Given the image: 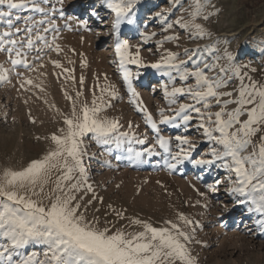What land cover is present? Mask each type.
I'll return each instance as SVG.
<instances>
[{
  "label": "snow or ice",
  "instance_id": "1",
  "mask_svg": "<svg viewBox=\"0 0 264 264\" xmlns=\"http://www.w3.org/2000/svg\"><path fill=\"white\" fill-rule=\"evenodd\" d=\"M139 3L140 0H102V6L114 14L111 24L116 38L114 63L118 64L123 83L131 94L130 103L156 133L148 154H153L157 146L162 149L166 154L164 163L170 171L185 161L223 169L227 173L226 181L209 185V191L218 192L219 184L226 182L225 191L235 198V203L247 205L249 213L259 214L255 226L259 234L264 235V83L248 75L245 69L249 66L237 63L227 50L216 62L201 64L197 61L192 68L187 67L188 62L181 60L176 52L165 50V54L150 65L161 76L168 77V83L161 86L168 106L159 110L157 121L143 106L140 93L134 87L133 81L139 78L140 72L129 67L149 65L144 63L139 45L134 47L121 38V26L135 22ZM63 4L64 0H0V53H6L11 64V68L0 64V82H10V72L23 76L18 68L35 71L36 65L29 62V57L39 61L42 53L62 51L58 43L62 27L72 31L70 21L75 19L65 14ZM173 5L183 8L182 0H173ZM209 7L211 0H190L189 7L184 8L186 15L167 23L164 31L178 25L194 38L209 36L205 25L198 22L210 19ZM57 16L65 21L63 26L54 18ZM155 18L167 22L169 17L156 12ZM76 27L90 31L85 20L78 21ZM156 35V32L140 33L145 43ZM177 40L179 36L171 35L157 43L163 48L165 41ZM188 52L185 49V53ZM188 59L191 61L192 57L189 55ZM221 59L224 63L219 62ZM52 63L57 68L63 67L59 61ZM177 80L183 82L181 86H176ZM83 82L81 77L80 83ZM26 83L33 81L26 79ZM83 95L77 91L73 97L65 92V97L72 101L71 115L64 116L66 128L59 129L60 134L51 135L54 148L31 160L21 170H0V241H3L0 242V264H198L188 247L195 229L185 230L195 222L183 213L177 217L183 226L166 220L164 226L157 227L138 217H126L122 211L112 208L119 219L129 221L112 231L98 227L96 218L89 220L86 210L81 212L77 194L93 191L84 167L83 137L91 133L98 142L113 140L117 147L133 141L146 143V139L138 138L131 131L133 125L129 124V132H120L118 119L101 117L111 106L105 96L119 95L115 86L102 87L99 96L93 91L91 105L82 101L78 111L77 101ZM181 98L185 102H181ZM160 125L183 127L185 132L194 127L211 145L205 154L207 158H193L197 143L189 135L165 136L161 134ZM127 152L130 161L138 162L143 157V152L132 147H128ZM30 244L46 246L43 259L35 253L22 254L21 250Z\"/></svg>",
  "mask_w": 264,
  "mask_h": 264
},
{
  "label": "rangeland",
  "instance_id": "2",
  "mask_svg": "<svg viewBox=\"0 0 264 264\" xmlns=\"http://www.w3.org/2000/svg\"><path fill=\"white\" fill-rule=\"evenodd\" d=\"M182 3L183 8L173 5V0H140L135 9V22L121 26V38L127 39L134 47L139 45L140 55L149 65L129 67L140 72L139 78L133 81L134 87L140 93L143 106L157 121L159 110L168 106L161 88L168 83V77L161 76L150 65L157 62L165 50L176 52L181 60L188 62L189 68L197 61L201 64L216 62L227 50L237 63L249 66L245 69L248 75L264 83V0H211L210 19L198 21L210 33L203 38H194L178 25L164 31L167 23L186 15L184 8L189 7L190 0H182ZM63 8L67 16L75 19L70 21L72 31L62 27L58 39L62 51L42 53L39 61L29 57V62L36 65L35 71L18 68L23 76L10 72V82H0V170H21L31 160L42 157L48 149L55 147L50 137L66 128L64 116L71 115L72 101L65 97V92L73 97L77 91L84 94L77 101L79 111L82 101L91 105L93 91L99 96L102 87L115 86L119 95L105 96L111 106L101 113V117L118 119L120 132H129V124L133 125L131 131L138 138L146 139V143L133 141L117 147L113 140L98 142L91 133L83 137L84 167L93 191L77 194V202L82 204L81 212L86 210L89 220L96 218L98 227H108L112 231L129 223L128 219H119L112 208L122 211L126 217H138L157 227L164 226L166 220L183 226V222L177 219L178 214L183 213L195 222L185 230L195 229L188 247L198 264H264V235L259 234L255 226L259 214L249 213L247 205L235 203V198L225 191L226 182L219 184L218 192L209 191V185L226 181L227 173L223 169L214 165L196 166L185 161L170 171L164 163L166 154L162 149L157 146L153 154H148V149L155 143L156 133L145 123L143 114L130 103L131 94L123 83L118 64L114 63L117 59L116 38L111 27L114 14L102 6V0H64ZM156 12L165 13L169 17L167 22L156 19ZM54 18L61 26L65 23L58 16ZM80 20L88 22L90 31L77 29ZM143 31L156 32L157 35L145 43L140 36ZM171 35L179 36V40L165 41L161 48L157 41ZM185 49L189 50L188 54ZM52 61H59L63 67L57 68ZM219 62L224 63L222 59ZM0 64L11 68L6 53H0ZM64 68L73 71L64 72ZM81 77L84 78L83 84L80 83ZM26 79L33 83L27 84ZM182 83L177 80L176 86ZM181 102H185L183 98ZM160 128L165 136L189 135L197 143L193 158H207L205 154L211 145L194 127L188 132L183 127L176 129L171 125H160ZM128 147L143 152L142 159L130 161ZM172 147L175 151V141ZM21 251L27 255L35 253L43 259L47 248L30 244Z\"/></svg>",
  "mask_w": 264,
  "mask_h": 264
},
{
  "label": "bare ground",
  "instance_id": "3",
  "mask_svg": "<svg viewBox=\"0 0 264 264\" xmlns=\"http://www.w3.org/2000/svg\"><path fill=\"white\" fill-rule=\"evenodd\" d=\"M116 161H117V159H116ZM116 161H115V162H116ZM115 162H114V163H115ZM115 164H116V163H115Z\"/></svg>",
  "mask_w": 264,
  "mask_h": 264
}]
</instances>
